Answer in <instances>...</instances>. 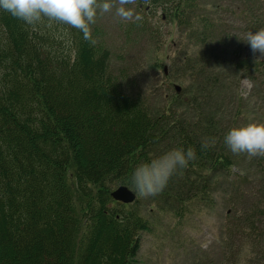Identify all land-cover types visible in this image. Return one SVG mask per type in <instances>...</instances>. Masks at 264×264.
<instances>
[{"label": "trees", "instance_id": "1", "mask_svg": "<svg viewBox=\"0 0 264 264\" xmlns=\"http://www.w3.org/2000/svg\"><path fill=\"white\" fill-rule=\"evenodd\" d=\"M138 1L168 9L205 49L199 58L186 55L196 82L176 91L168 108L154 110L123 89L94 24L90 42L70 25L46 17L28 25L0 10V264H131L149 226L131 173L173 148L197 155L152 195L160 208L182 217L193 204L213 209L221 196L230 232L263 217L264 203L243 202L258 191L264 196V155L233 153L223 140L253 93L262 103L252 104L250 123L264 122V56L247 53L239 32L264 27L259 0H241L237 32L199 13L207 11L203 0ZM246 74L255 89L242 96L237 84ZM251 182L258 191L246 189ZM122 184L135 201L112 196Z\"/></svg>", "mask_w": 264, "mask_h": 264}, {"label": "rangeland", "instance_id": "2", "mask_svg": "<svg viewBox=\"0 0 264 264\" xmlns=\"http://www.w3.org/2000/svg\"><path fill=\"white\" fill-rule=\"evenodd\" d=\"M118 2L113 0L112 9L98 14L94 23L99 30V40L111 50L110 70L121 80L126 92L141 95L154 110L168 108L175 102L177 86H180L177 91L182 92L196 82L185 65L186 55L199 58L205 49L188 39L185 29L181 30L168 9L131 0L128 7L139 13L142 20L124 21L116 15ZM202 3L207 11L198 12L211 14L215 22L226 21L236 32L243 26V16L239 13L246 5L241 0H203ZM254 4L258 8L261 5L264 13V0ZM239 32L245 39L247 34ZM246 52L262 58L259 52L254 54L249 45ZM237 85V92L242 96L252 95L255 89L247 74L242 75ZM249 101H244L249 104L248 112L233 118L236 126L250 123L256 116L252 104L257 103L259 108L262 103L254 93ZM205 108L203 103L199 104L197 111ZM179 109L180 114L184 108ZM233 170L240 171L237 167ZM252 178L255 182L257 171ZM252 182L246 189L258 191ZM138 197V208L149 226L140 233V248L131 264H264V214L254 217L253 227L246 228L243 223L230 232L226 220L227 204L221 196L216 198L213 209L193 204L182 217L160 208L162 202H156L152 195L139 193ZM246 199L243 200L246 207L264 203V196L259 191ZM76 208L81 211L79 202H76Z\"/></svg>", "mask_w": 264, "mask_h": 264}, {"label": "clouds", "instance_id": "3", "mask_svg": "<svg viewBox=\"0 0 264 264\" xmlns=\"http://www.w3.org/2000/svg\"><path fill=\"white\" fill-rule=\"evenodd\" d=\"M131 0H119L116 15L124 21L142 20L139 13L128 5ZM113 0H0V10L35 25L42 18L56 21L78 29L83 38L92 41L91 25L98 14L109 12ZM255 54L264 56V27L249 31L243 40ZM224 144L233 153H248L251 156L264 155V122H251L242 126L231 127L223 137ZM211 141H203L201 148L206 149ZM192 147L173 148L161 155L138 164L132 171L130 182L141 195H155L162 191L169 179L179 169L188 166L196 158Z\"/></svg>", "mask_w": 264, "mask_h": 264}, {"label": "water", "instance_id": "4", "mask_svg": "<svg viewBox=\"0 0 264 264\" xmlns=\"http://www.w3.org/2000/svg\"><path fill=\"white\" fill-rule=\"evenodd\" d=\"M177 90H180V86H177ZM112 196L118 200L122 201L124 203H131L136 200L137 194L134 190H132L127 185H120L118 186L113 192Z\"/></svg>", "mask_w": 264, "mask_h": 264}]
</instances>
